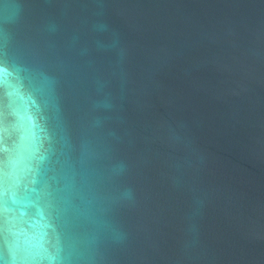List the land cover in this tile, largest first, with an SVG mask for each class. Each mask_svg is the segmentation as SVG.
<instances>
[{
  "label": "water",
  "instance_id": "water-1",
  "mask_svg": "<svg viewBox=\"0 0 264 264\" xmlns=\"http://www.w3.org/2000/svg\"><path fill=\"white\" fill-rule=\"evenodd\" d=\"M0 264H264V0H0Z\"/></svg>",
  "mask_w": 264,
  "mask_h": 264
}]
</instances>
